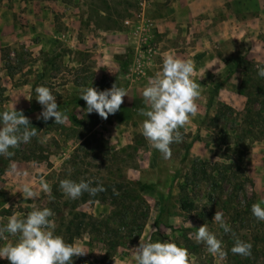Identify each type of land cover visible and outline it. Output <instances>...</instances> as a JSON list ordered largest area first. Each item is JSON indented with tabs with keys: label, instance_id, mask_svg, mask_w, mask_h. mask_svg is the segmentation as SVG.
Listing matches in <instances>:
<instances>
[{
	"label": "rangeland",
	"instance_id": "374dc122",
	"mask_svg": "<svg viewBox=\"0 0 264 264\" xmlns=\"http://www.w3.org/2000/svg\"><path fill=\"white\" fill-rule=\"evenodd\" d=\"M187 1L0 0V111H28L37 130L10 149L13 156L0 155V226L33 205L51 209L56 234L85 253L73 264H135L141 236L175 242L189 264H264V221L251 213L264 200V78L257 73L264 64V0ZM164 54L192 56L199 86L198 114L180 129L183 141L171 145L168 160L150 148L138 114ZM115 84L127 90L120 109L107 119L87 114L81 89ZM37 86L56 96L65 124L37 119ZM11 162L18 174L8 170ZM41 177L50 192L40 188ZM64 179L91 180L117 198L85 192L73 200L60 189ZM135 181L156 188L139 192ZM25 183L37 198L24 199ZM217 211L231 232L213 222ZM204 224L222 241L223 259L196 243ZM5 236L0 246L17 239ZM237 238L252 244L250 256L231 252Z\"/></svg>",
	"mask_w": 264,
	"mask_h": 264
},
{
	"label": "clouds",
	"instance_id": "9594fccd",
	"mask_svg": "<svg viewBox=\"0 0 264 264\" xmlns=\"http://www.w3.org/2000/svg\"><path fill=\"white\" fill-rule=\"evenodd\" d=\"M193 71L190 61L165 54L161 70L147 81L142 90L145 107L138 110V114L144 117L141 134L150 148L159 151L164 160L172 156L171 145L183 141L180 129L186 126L190 117L198 114L196 101L199 97V86L192 79ZM257 73L264 78V64L257 65ZM126 96L128 97L127 90L116 84L111 89L102 91L93 86L84 87L80 92V99L87 105L86 113L95 112L104 119L120 109ZM35 99L42 106L37 119L47 122L54 118L55 124H65L67 115L59 110L56 96L48 87L37 86ZM30 126L29 119L22 111H17L16 108L0 111V155L11 157L14 153L10 149L17 148L21 143H29L36 137V128ZM8 170L18 174L15 162L9 164ZM92 183L91 180L81 179L77 182L64 179L60 181V189L66 197L73 200L85 192L96 196L105 190L101 184L97 183V186L93 187ZM39 186L45 193L50 192L49 184L43 177L39 180ZM20 192L25 200L39 196V192L29 183L23 184ZM251 213L258 221H264V200L254 203ZM53 215L51 209L34 205L24 217L17 213L11 215L6 225L0 226V240H8L5 233L17 239L0 246V259H7L10 264H73V257L84 255L75 243H67L61 235L56 234V225L50 219ZM213 222L225 233L232 231L230 225L225 222L223 213L219 211L216 212ZM192 235L190 234L189 238H192ZM194 237L196 243L205 245L207 252L214 257H225L222 241L209 230L207 224L199 227ZM231 252L244 257L250 256L252 244L237 238ZM134 257L135 264H189L185 248L175 242H152L150 237L143 236L139 246L134 249Z\"/></svg>",
	"mask_w": 264,
	"mask_h": 264
},
{
	"label": "trees",
	"instance_id": "16d2710c",
	"mask_svg": "<svg viewBox=\"0 0 264 264\" xmlns=\"http://www.w3.org/2000/svg\"><path fill=\"white\" fill-rule=\"evenodd\" d=\"M252 65L251 64H248V67L250 68ZM249 68L247 69V71L245 72L246 74H245V79H244V85L247 83V81L246 80H248V74L250 73V72H248V71H250L249 70ZM250 77V76H249ZM247 78V79H246ZM218 90H219V86H216V92H218ZM245 95L247 96V97H249L250 99H255L254 101H252L253 103H255V101L257 100V98H256V96L254 97V98H252L251 96H250V94H248V93H245ZM251 102V103H252ZM221 109H223L222 107H221ZM23 112V114L24 115H26L27 114V112L28 111H22ZM133 187L136 189V190H138L139 192H146V191H153L155 188H156V185L155 184H150V183H143V182H141V181H135L134 183H133ZM105 190L104 191H102L101 193H102V195L103 196H105V195H112L111 197L112 198H114V199H116L117 198V195L115 194V193H111L112 192V190L111 189H106V188H104ZM184 189H182V191H183ZM99 194L100 193H98L96 196H95V198L94 199H97V197H99ZM85 196V195H84ZM110 197V196H109ZM88 201V200H87ZM84 202H86V201H84ZM164 210H162V212H163ZM156 222H158V219L156 220ZM76 235L77 236H74L75 238H77V237H79L80 235H81V233L80 232H77L76 233Z\"/></svg>",
	"mask_w": 264,
	"mask_h": 264
},
{
	"label": "crops",
	"instance_id": "0c3cea01",
	"mask_svg": "<svg viewBox=\"0 0 264 264\" xmlns=\"http://www.w3.org/2000/svg\"><path fill=\"white\" fill-rule=\"evenodd\" d=\"M185 1H187V0H185ZM185 7H192V8H194V6L191 4V3H189L188 1L187 2H185V5H184ZM105 56V55H109L110 56V54H99V58H101L102 59V56ZM165 55V54H164ZM171 55H174V56H179V58H181V59H184V60H188V61H190L191 63H192V65H194L193 66V69H194V71H195V69L198 67L197 66V62L196 63H194V59L192 58V56H190V55H194V58H197L198 56H197V53H195V54H178V55H176V54H171ZM181 55V56H180ZM100 61V60H99ZM115 61L116 60H114L113 62H111L110 64H111V66L112 65H115V66H117V61H116V63H115ZM105 63V62H104ZM110 69L111 68H107V69H105V68H99V70L97 71V73H103V72H105V73H110L109 71H110ZM135 70H137V71H140V67H136V68H134ZM193 71V72H194Z\"/></svg>",
	"mask_w": 264,
	"mask_h": 264
},
{
	"label": "built area",
	"instance_id": "2783aa9c",
	"mask_svg": "<svg viewBox=\"0 0 264 264\" xmlns=\"http://www.w3.org/2000/svg\"><path fill=\"white\" fill-rule=\"evenodd\" d=\"M126 23H129V22H126Z\"/></svg>",
	"mask_w": 264,
	"mask_h": 264
}]
</instances>
